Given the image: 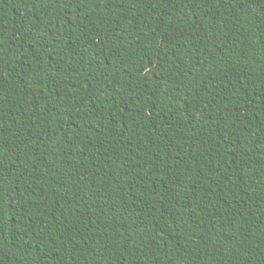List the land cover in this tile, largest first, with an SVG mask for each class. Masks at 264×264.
Returning <instances> with one entry per match:
<instances>
[{"label": "trees", "instance_id": "1", "mask_svg": "<svg viewBox=\"0 0 264 264\" xmlns=\"http://www.w3.org/2000/svg\"><path fill=\"white\" fill-rule=\"evenodd\" d=\"M0 264H264V0H0Z\"/></svg>", "mask_w": 264, "mask_h": 264}]
</instances>
